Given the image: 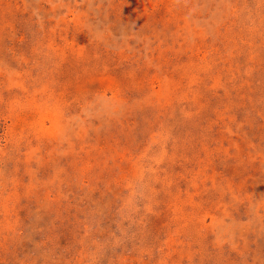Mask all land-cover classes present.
Segmentation results:
<instances>
[{
  "label": "rangeland",
  "instance_id": "rangeland-1",
  "mask_svg": "<svg viewBox=\"0 0 264 264\" xmlns=\"http://www.w3.org/2000/svg\"><path fill=\"white\" fill-rule=\"evenodd\" d=\"M0 264H264V0H0Z\"/></svg>",
  "mask_w": 264,
  "mask_h": 264
}]
</instances>
